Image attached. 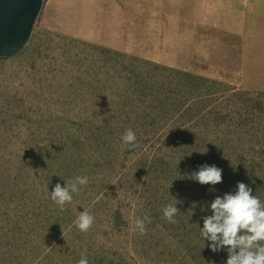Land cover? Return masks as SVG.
Here are the masks:
<instances>
[{
	"label": "rangeland",
	"instance_id": "374dc122",
	"mask_svg": "<svg viewBox=\"0 0 264 264\" xmlns=\"http://www.w3.org/2000/svg\"><path fill=\"white\" fill-rule=\"evenodd\" d=\"M238 182L264 202V0H44L0 59V264H226L200 228Z\"/></svg>",
	"mask_w": 264,
	"mask_h": 264
},
{
	"label": "clouds",
	"instance_id": "9594fccd",
	"mask_svg": "<svg viewBox=\"0 0 264 264\" xmlns=\"http://www.w3.org/2000/svg\"><path fill=\"white\" fill-rule=\"evenodd\" d=\"M126 148H138L136 133L126 129L122 135ZM201 185H216L222 182V169L215 165L204 164L187 176ZM89 182L87 176H76L66 181L64 187L57 183L51 191V200L63 211L65 205L73 200V193H79ZM181 201L175 200L163 209V218L169 223H176L174 217L179 212L175 206ZM211 215L203 217L200 233L209 242L212 252L222 249L227 251L226 264H264V202L252 194V189L243 182H238L234 193L217 196L210 204ZM94 216L88 211L81 212L73 222L81 232H87L94 223ZM145 217L134 221L133 231L144 234ZM150 222V221H149ZM63 234V232H62ZM77 264H88L86 255H82Z\"/></svg>",
	"mask_w": 264,
	"mask_h": 264
},
{
	"label": "water",
	"instance_id": "95a60500",
	"mask_svg": "<svg viewBox=\"0 0 264 264\" xmlns=\"http://www.w3.org/2000/svg\"><path fill=\"white\" fill-rule=\"evenodd\" d=\"M44 0H0V59L18 54L29 42Z\"/></svg>",
	"mask_w": 264,
	"mask_h": 264
}]
</instances>
